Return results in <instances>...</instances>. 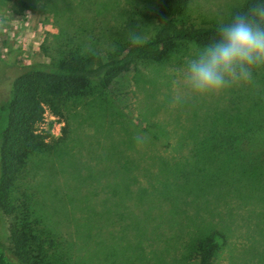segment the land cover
<instances>
[{"label":"rangeland","instance_id":"1","mask_svg":"<svg viewBox=\"0 0 264 264\" xmlns=\"http://www.w3.org/2000/svg\"><path fill=\"white\" fill-rule=\"evenodd\" d=\"M230 1L189 0L188 19L221 21ZM109 14L88 6L73 18L85 15L100 37L122 24L123 13L116 22ZM56 32L52 12L0 1V104L15 66L47 60L43 46ZM201 49L182 43L161 62L136 61L110 91L69 99L58 114L44 107L50 148L27 162L14 194L65 243L56 253L66 251L67 264H196L195 244L207 235L216 242L208 264H264V118L253 145L222 144L240 118L258 108L264 117V73L218 95H189L177 87L179 70ZM8 246L0 211V249L15 262Z\"/></svg>","mask_w":264,"mask_h":264},{"label":"trees","instance_id":"2","mask_svg":"<svg viewBox=\"0 0 264 264\" xmlns=\"http://www.w3.org/2000/svg\"><path fill=\"white\" fill-rule=\"evenodd\" d=\"M0 1H10L21 9L52 12L57 28L51 35L54 41L43 46L47 60L16 65L8 94L0 104V211L8 216L7 252L15 260L10 262L0 249V264H67L66 251L56 253L57 247L65 243L56 241L26 203L14 194L27 162L50 148L47 132L39 128L44 107L58 114L69 99L110 91L111 84L136 61L148 58L161 62L182 43L192 42L203 48L217 36L221 24L228 23L236 14L250 11L261 0H229L221 21L204 19L198 25L188 19L189 0H150L149 8L142 7L144 11L137 13L139 17L133 10L125 13L119 7L120 0ZM88 6H94L100 15L110 9L109 15L115 22L123 13L122 24H111L98 32L100 37L94 36L91 32L95 26L89 18L85 15H79L78 21L77 17L73 18ZM75 7L80 9L74 10ZM64 12L68 15L60 21ZM132 30L139 31L147 42L133 46L127 38ZM0 66L5 67L1 57ZM256 71L264 73V66L253 69ZM258 109L248 120L240 118L237 133H229L222 144L253 145L255 132L263 127L264 117H258ZM212 147H217V143ZM258 152L264 162V147ZM196 243V264H208L216 242L207 235Z\"/></svg>","mask_w":264,"mask_h":264},{"label":"clouds","instance_id":"3","mask_svg":"<svg viewBox=\"0 0 264 264\" xmlns=\"http://www.w3.org/2000/svg\"><path fill=\"white\" fill-rule=\"evenodd\" d=\"M127 38L133 46L147 42L135 30ZM261 66H264V0L221 24L217 36L186 59L179 70L177 87L189 95L207 98L250 82L253 69Z\"/></svg>","mask_w":264,"mask_h":264}]
</instances>
